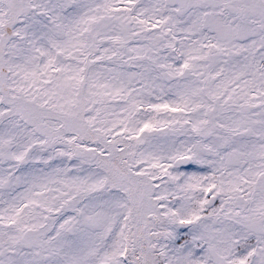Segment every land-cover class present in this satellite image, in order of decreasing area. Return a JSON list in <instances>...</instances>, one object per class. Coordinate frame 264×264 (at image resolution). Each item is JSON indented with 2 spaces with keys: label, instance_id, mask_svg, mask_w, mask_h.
Returning a JSON list of instances; mask_svg holds the SVG:
<instances>
[{
  "label": "snow or ice",
  "instance_id": "6c2138e0",
  "mask_svg": "<svg viewBox=\"0 0 264 264\" xmlns=\"http://www.w3.org/2000/svg\"><path fill=\"white\" fill-rule=\"evenodd\" d=\"M0 264H264V0H0Z\"/></svg>",
  "mask_w": 264,
  "mask_h": 264
}]
</instances>
